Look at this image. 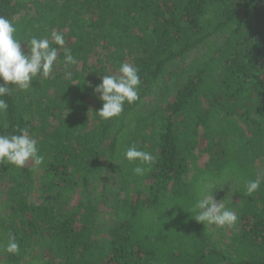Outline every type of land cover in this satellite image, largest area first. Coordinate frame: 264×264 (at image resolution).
<instances>
[{"label": "trees", "instance_id": "16d2710c", "mask_svg": "<svg viewBox=\"0 0 264 264\" xmlns=\"http://www.w3.org/2000/svg\"><path fill=\"white\" fill-rule=\"evenodd\" d=\"M29 4L42 23L14 20ZM82 13L92 18L79 48L105 51L95 61L100 76L134 60L140 98L117 118L96 114L89 127L82 99H67L76 118L56 108L50 75L5 97L0 135L19 134L34 110L55 122L48 138L57 154L47 168L56 182L39 205L27 199L30 171L0 163V264H264V181L255 170L264 154V0H0L24 44ZM216 35L222 43L192 74L163 78L169 62ZM152 95L164 104L147 109ZM199 139L206 168L197 164ZM133 145L156 157L143 176L123 155ZM257 178L249 194L245 182ZM205 184L232 185L239 197L226 251L212 240L213 224L195 220ZM108 201L110 224L98 213ZM10 238L17 254L5 250Z\"/></svg>", "mask_w": 264, "mask_h": 264}, {"label": "rangeland", "instance_id": "374dc122", "mask_svg": "<svg viewBox=\"0 0 264 264\" xmlns=\"http://www.w3.org/2000/svg\"><path fill=\"white\" fill-rule=\"evenodd\" d=\"M43 3L46 0H40ZM72 17V16H71ZM89 15L82 13L78 16H73L68 18L60 28H57L53 31H49L45 34L44 38L47 37L50 40L52 47L57 48L58 55L57 61L54 64L52 73L50 74V83L48 90L46 92L47 96L53 100L57 105L56 108L62 111V115L71 114L72 118H76L79 115L78 110L75 109L72 111L67 105V99L73 97L75 99H82L83 102L87 103L86 112H85V121H87L91 127L93 123V118L96 113L102 107V101L99 99L98 94L94 93V83L97 80L102 81V76H100L99 67L95 64V61L103 57L105 51L100 48H90L85 44L81 43L79 48V37L81 34L84 35L85 32H89L87 29L88 23L91 21ZM18 19H29L34 22L42 23L44 17L39 16L36 5L29 4L27 10L21 12L20 14L14 17V20ZM53 32L62 33L66 40L67 49L73 48L77 44L76 55H72L74 63L67 62L65 60V49L58 47L51 38ZM91 32V31H90ZM222 43L221 35H216L208 39L204 44L198 46L197 48L185 53L182 57L176 58L173 61L169 62L164 69V79L169 77L170 72L175 74H181L185 78L187 75L192 74L195 69L204 61L205 58L209 57ZM22 50L27 51V46L22 45ZM64 55V56H61ZM127 63L134 66V60H128ZM107 74H117L118 72L113 71L112 69L107 68ZM54 72V73H53ZM67 73H70V78L66 76ZM39 77V76H38ZM56 78V80H51V78ZM60 77V78H58ZM35 79V78H34ZM33 79V80H34ZM41 80H44V77H40ZM156 95V94H155ZM152 95L148 100L150 104H147V109H151L152 106L162 105L160 99L162 97H157ZM79 99V100H80ZM169 97H165V102L168 101ZM58 111V110H57ZM77 113V114H76ZM26 125L23 129H27L30 136L37 140V146L40 150V153L44 156V163L40 166H35L31 162L27 163L23 168H27L30 171V187L28 190L27 199L29 203L34 205H39L42 202L43 193L45 191L51 190L54 182L51 179L50 174L47 171V168L50 163L53 162L57 149L52 143L48 135L55 127V122L51 117L46 118L45 115L35 114L33 111L26 112ZM75 116V117H73ZM206 142L203 139H199V143L196 147L195 153L197 156V164L200 168H206L209 162V154L205 151ZM144 151H149L152 154L154 153L149 147L145 148ZM4 165H9L2 163ZM255 170L260 179L264 180V154L257 160L255 164ZM192 175V170L190 169L188 174L183 177L184 181H189ZM214 197L217 203L223 202L225 207L236 211V207L239 201V197L236 194L235 189L232 185H223L215 188ZM119 198L127 196L128 189L119 190ZM76 197V194H75ZM109 201L104 203L103 206L98 208V213L100 219L107 224L112 223L110 218V209ZM213 242L216 243L218 248L226 251L231 240L230 228L227 226L219 227L213 225Z\"/></svg>", "mask_w": 264, "mask_h": 264}, {"label": "clouds", "instance_id": "9594fccd", "mask_svg": "<svg viewBox=\"0 0 264 264\" xmlns=\"http://www.w3.org/2000/svg\"><path fill=\"white\" fill-rule=\"evenodd\" d=\"M16 31L8 18L0 16V114L6 113L9 107L5 97L17 89L27 91L38 76L47 78L57 61V48L51 46L47 37H32L28 44H24L16 38ZM51 38L58 47L65 49V60L74 63L64 35L53 32ZM22 45L27 46V51L22 50ZM66 76L70 78L71 74L67 73ZM140 85L138 69L129 63H122L117 74L103 75L101 83L94 88V93L102 101V107L96 114L102 120L119 117L125 104L132 105L139 100ZM123 155L129 163L137 164L132 170L137 176H143L156 163V157L151 152L140 150L134 145L127 147ZM44 159L37 140L29 135L27 129H21L19 134L0 135V163L23 168L29 162L40 166ZM260 184L261 180L257 178L246 181L245 187L251 194L259 189ZM212 187L211 184H205L200 188L194 205L197 212L195 220L204 225L234 227L238 221L237 215L226 208L222 201L216 202ZM19 247L16 240L10 238L5 250L17 254Z\"/></svg>", "mask_w": 264, "mask_h": 264}, {"label": "crops", "instance_id": "0c3cea01", "mask_svg": "<svg viewBox=\"0 0 264 264\" xmlns=\"http://www.w3.org/2000/svg\"><path fill=\"white\" fill-rule=\"evenodd\" d=\"M200 167V166H199ZM261 180H263V179H261ZM264 181V180H263Z\"/></svg>", "mask_w": 264, "mask_h": 264}]
</instances>
